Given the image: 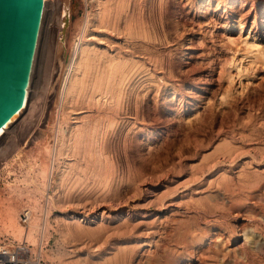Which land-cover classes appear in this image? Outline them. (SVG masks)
<instances>
[{
  "label": "rangeland",
  "instance_id": "rangeland-1",
  "mask_svg": "<svg viewBox=\"0 0 264 264\" xmlns=\"http://www.w3.org/2000/svg\"><path fill=\"white\" fill-rule=\"evenodd\" d=\"M195 1L69 0L72 11L66 34L67 44L70 45L72 41L79 42L81 26L88 18V14L90 15L99 7L106 15L109 13L110 16L108 15L107 18L111 23L108 20L101 25L92 22L84 34L98 50L109 57H115V61L123 62L124 66L126 65L124 69H128L125 70V75L133 76L124 75L121 81L127 78V83L125 80L123 83L120 82L122 89L125 88L124 93L127 92L126 95L119 88L120 85L117 86L119 89L117 92L121 90L122 93L120 98L122 95L123 98L125 97L122 98L123 101L121 99L122 102L120 101L121 108L124 104H127V107L122 108L119 118H116L113 126L108 127L104 134L103 145L105 144L107 149L105 160L107 159V164L113 168L111 175L113 172L115 176H111L112 178L117 179L122 175L120 177L122 181L120 178L117 179L119 186L115 179L111 178L107 181L110 176L106 180L103 176L87 169L80 153L74 155L68 152L72 155L66 156V153L64 155L66 157H60L54 164L51 159H48L50 157L46 152L54 147L60 137L57 125L61 115L59 110L61 81L67 71L66 66L58 67L56 61L60 55L56 47L57 40L55 41L57 0L48 1L34 77V106L30 110L31 115L27 117L26 125H16L1 144L3 146L9 137L19 135L18 143L21 146L19 157L13 152L0 154V234L42 246L43 258L47 264H154L156 260L155 264H205V259L200 253L202 251L225 250L242 254L252 249L253 243L255 244L258 238L257 228L264 229L262 217L264 205L256 199L245 200L240 196L244 199L240 198L242 201L239 199L242 203L236 197L231 201L232 207L220 215L217 204L221 201V195L219 196L216 190L215 193L212 187L205 189L209 180L206 174L211 171L204 168L202 173V170L198 169V164L205 161V159L200 160L201 154L212 151L224 140L235 141L234 144L238 143L245 147L250 146L251 153L254 145L264 146L262 143L264 142V119H262L264 118V22L260 25L259 20L264 21L262 11L264 0H253V4L252 0H245L243 7H235L238 12L233 17L235 20L225 19L222 15L212 29L207 24L197 25L194 21L195 9L189 6L190 3L195 4ZM98 3L100 6H97ZM197 5L201 6L196 9L199 12L205 10L202 7V0H197ZM172 12H175L174 15H170ZM254 13H256L255 20H253ZM240 18L243 19L241 22L238 21ZM177 19L183 22L177 23ZM142 48H145L144 51L148 53L146 54ZM128 56H130L129 59H127ZM131 57L134 59L130 60ZM136 59L138 62H135ZM155 62L162 63L161 67ZM130 63L136 65L137 68L133 67L137 71L132 69ZM154 63L156 66L152 67ZM48 68L52 73L61 74L59 88L56 84V89L47 88L43 94L39 95L40 79ZM82 92L81 97L78 98L76 95V99L74 97L70 101H74L75 104L69 102L70 104L68 103L66 107L63 106L64 112L66 110L69 113L65 112L71 117V122L78 125L92 113H96L94 110L96 104L95 106L91 104L94 100L90 102V99H85L86 93ZM134 101H137L139 107L142 105L144 109L150 105L153 115L143 116L144 121L141 117L138 118L139 121H135L132 116ZM89 102L91 105L88 104ZM168 108L172 110L168 111ZM36 127L44 129V132L40 139L32 141L30 136ZM145 128L153 133L149 140L148 135L140 134ZM247 128L252 132L249 133ZM231 135L235 138L230 137ZM250 135H252L251 138ZM256 138L258 142L259 140L262 142L257 143ZM138 145L141 151H145L144 153L137 150ZM153 147H157L156 150ZM150 153L153 159L147 156ZM140 154H143V157ZM45 163L48 174L50 169L52 171V176L50 178L48 176L46 182L48 193L53 195L55 191L59 196V202L48 207L44 234L40 235L41 226L39 231L34 230L27 236H18L9 229L1 217L2 211L7 208L9 191L13 186L21 187L24 191L32 187L30 185L27 188V184L30 183L20 181L26 172L37 182H43L44 176L41 169ZM227 163L222 162L225 169L229 166ZM254 165L255 163L248 165V168L253 167L252 171L258 168ZM262 168L260 166V169ZM238 169L240 167H236L233 172L239 171ZM216 172L218 171L215 170L210 174L211 181L218 175ZM136 174L138 178H135ZM123 175L126 179L128 176H132L131 179H138L136 183L132 182L137 190L132 185L129 188L124 187L126 180ZM199 175L202 179L197 178ZM195 177L199 180L197 181ZM202 180L205 183L200 182ZM111 182L117 186V189L111 186L113 185ZM112 190L116 193L118 190V193L128 192L130 198L116 205L111 202L113 199L111 195L114 194ZM169 192L171 194L166 196ZM170 196L174 200L169 203ZM36 199L39 208L33 209V216L37 217L34 219H37L40 226L47 208L46 198L44 195L37 194ZM214 199H217L215 201L217 204L214 203ZM162 200H166L167 204L158 208V202ZM208 203L209 205L213 203L214 207L211 206L210 209ZM26 204L27 199L23 194L18 202L19 214ZM200 205L204 206L202 207L203 210L205 209L204 213ZM246 209L257 212L263 221L254 218L251 214L248 217ZM122 210L124 216L120 214ZM70 212L77 215L76 219H71L74 222L68 219L64 221L61 215ZM226 213L228 215H225ZM118 215L120 217L116 218ZM126 216L128 221L124 223ZM64 222L69 225L67 226ZM128 222L132 227L128 225ZM21 224L22 232L27 231L28 227L25 223ZM61 224L67 227H61ZM70 226L73 228L71 229ZM148 241L151 242L150 246L146 245ZM149 254L154 259V261L150 260V263Z\"/></svg>",
  "mask_w": 264,
  "mask_h": 264
},
{
  "label": "bare ground",
  "instance_id": "bare-ground-1",
  "mask_svg": "<svg viewBox=\"0 0 264 264\" xmlns=\"http://www.w3.org/2000/svg\"><path fill=\"white\" fill-rule=\"evenodd\" d=\"M48 1L49 0H44L43 10H42V17H41V23H40L39 33H38V39H37V43H36L35 53H34V57H33V62H32V67H31V71H30L29 82H28V85H27V88H26V95H25V100H24L23 106L18 112H16L10 118V120L4 126H2L0 128V154H4L6 152H13L14 155H17L18 157H19V154H20L21 146L18 143V137H19L18 134H15L14 136H11V138L9 137V140L3 146H1V144L3 143V141H5V139L8 137V134L11 132V130L16 125H26L27 119H28L27 117L29 115H31L32 111L30 112V110L34 106V99H33L34 94H35L34 93V77H35V72H36V63H37V58H38V54H39L40 42H41L42 31H43V24H44V20H45V16H46V10H47ZM244 1L245 0H202V2H203L202 7L205 8V10L202 11V12H199V10H196V9L201 7V6L197 5V0L195 1L196 2L195 4L190 3L189 7H193V9H195L193 13H195L194 21L197 23V25L202 24V23L203 24H207L209 26V28L212 29L214 26H216L217 20L219 18H221L222 15L225 16L224 17L225 19H227V18L234 19L233 17L235 15V13L236 14L238 13V12H236L235 7H238V8L243 7ZM56 4H57L58 12L56 11L57 12V34L56 35L57 36H56L55 41L57 40L56 41V47H58V49L60 51V55L58 56L56 61H57V66L58 67L62 68V66H66L67 71H66V73H65V75H64V77L62 78V81H61V83H62V85H61V100H60V103H59L60 104L59 110L61 111V115H60V119H59V122H58V125H57V132L60 134V137L57 139L56 143L54 144V147L49 149V151L46 152V153H47V156L49 155L48 157H50L48 159H51L53 164L55 162H57L60 157H63L66 153H67L66 156L67 155L69 156V154H71V153L72 154L74 153V155H75V153H76V155H77V153H80L82 155V158L85 160L87 169H90V171L95 172V174H99L100 176H103L105 179L108 176H110L109 178H107L108 180L106 179L107 181H110L109 179L112 178L111 176H113L114 173L112 172L113 175H111V169H113V168H111L112 166L110 167L107 164V162H106L107 159L105 160L107 149L104 146L105 144L103 145L104 136H105L104 134H105V131L107 130L108 127H112L113 126L116 118L121 115L120 113H121L122 108L127 105V104L126 105L124 104V106L121 108V102L123 101V99L125 97L123 98V95H122L123 99L120 98V95L122 93H121V90H120L119 93L117 92V89H118L117 86L120 85V82L123 83V81L125 80L124 79L123 81H121L123 79V77H125L127 75L130 76L131 74H126L125 75V72H126L125 70L127 68L124 69V67H126V65L124 66V63L121 62V61H115V59H114L115 57L114 56H113L114 58L109 57V55H106L104 52L98 50V48L96 46H94L93 42L86 37V34H84L85 31H87L88 27L91 26L90 24L92 22L93 23L97 22L100 25H101V23L105 24L106 21L108 20L107 17L109 15V13H108V15H106L104 13V11H101L100 8L97 7L93 13H90V15L88 14V18L86 19L84 24L81 26L82 32H81V35L79 34L80 35L79 36V42L72 41V43L69 45V44H67L66 34H67V31H68V28H69V25H70V16H71L72 9L69 6V0H57ZM252 4H253V0H252ZM97 6H100V3H98ZM101 6H103V5H101ZM176 6L178 8V5H176ZM101 9H102V7H101ZM233 9H235V10H233ZM171 11H174V10H171ZM262 11L264 12V4L262 6ZM180 12H181V10H180ZM174 13L172 12V14H170V15H174ZM176 14H177V12H176ZM255 18H256V13H254L253 20H255ZM173 19H175V18H173ZM240 19H238L239 22H241L243 20V19H241V20ZM259 20H260V25H263L264 21L262 19H259ZM108 21L110 22V19ZM176 21H178V19ZM179 21L183 22V20H180V19H179ZM179 21L177 23H179ZM203 24H202V26H203ZM101 27H103V26H101ZM144 49L142 48L143 51H144ZM146 49H148V48H146ZM147 53H148V51H147ZM149 55H151V54H149ZM149 55H147V56H149ZM129 57L130 56H128L127 59H129ZM132 58L133 57H131L130 60H132ZM117 59H119V58L117 57ZM150 59L151 58H149V60ZM120 60H123V59H120ZM126 61L129 62L128 60H126ZM136 61L138 62L137 59L135 60V62ZM155 63H158V62H155ZM155 63H154V65H152V67L156 66ZM158 64H157V66H158ZM159 65L161 67L162 63L159 64ZM133 66L134 65L131 66L132 69L136 65L134 67ZM138 67H140V65H138ZM135 68H137V67H135ZM164 68H163V70H164ZM155 69L156 68H154V70ZM157 69H159V68H157ZM167 69L169 70V67ZM134 72H133V74H135ZM169 72H170V70H169ZM43 73L44 74H42L41 79H40V83H39V92H38L39 95L43 94L47 90V88L48 89H52V90L56 89V84H58L57 88H59V84H60L59 80L61 78V74H57L56 72L52 73V71H49V68L46 71H44ZM127 73H128V71H127ZM129 73H131V71H129ZM166 75L168 76V74H166ZM50 79H52L51 82H49ZM126 80H127V78H126ZM126 83H127V81H126ZM119 88L122 89L121 85H120ZM123 89H125V88H123ZM123 89H122V91H123ZM82 91L84 92V94L86 93L85 96H87V97L85 99H90V102L92 100H94L93 101L94 103L91 102V104H94V106L96 104V109H94V110H96V113L94 111H93L94 113H92L91 110L89 109L90 110L89 112L92 113L91 116L87 117V119H85L86 118L85 117L84 118L85 120H83V123L78 125V124H75V123L71 122V117L69 115H67L69 113H67L66 110H65V112L67 114L64 112V107H66V105L71 100H73L76 95L78 96V98H79V96L81 97L80 93ZM56 92H57V90H56ZM125 93L127 94V92H125ZM125 93L123 91V94H125ZM85 96H82V97H85ZM102 98H104V100ZM128 98H130L129 94H128ZM75 99H76V97H75ZM121 99H122V101H121ZM126 100H128V99L126 98ZM78 101L79 100H77V103H78ZM128 101H130V99ZM90 102L88 103L89 105H91ZM70 103L72 104V103H74V101H72ZM134 103H135V106H134V112H133L132 116H133L135 121L136 120L139 121L140 120V119L138 120L139 117H141V119H142L143 116L149 117L150 115H153V114H151V111H150V109H151L149 107L150 105H148L145 109L143 107H141L142 106L141 105L140 106L141 109H140L139 103H137V101H134ZM85 104H87V103H85ZM149 104H150V102H149ZM176 105H177V103H176ZM155 106L157 107V105H155ZM89 107L91 108L92 106H89ZM89 107H87V108H89ZM67 108L69 109V107H67ZM67 108H65V109H67ZM139 109H140V111H139ZM70 110H71V108H70ZM169 110H172V108H168V111ZM178 110H180V109H178ZM89 112H88V114L90 115ZM146 119L148 120L149 118H146ZM262 119H264V118H262ZM263 123H264V120H263ZM148 128H149V126H148ZM245 128H246V126H245ZM248 128H247V130H248ZM147 129L146 128L144 129V131H143L144 133L143 132L140 133V131H142V129H140L139 133L141 135H143V134L148 135V140H149V137H151L152 136L151 134H153V133L148 131ZM166 129H168V128L166 127ZM248 131H250L249 133L252 132V130H248ZM43 132H44V129L36 127L34 132L32 133V135L30 136V139L32 141H37L38 139H40L42 137ZM239 133H236V135L237 134L239 135ZM251 136L252 135H250V138H251ZM230 137H234V135L233 136L231 135ZM160 138H159V140H160ZM252 138H255V137H252ZM153 139H154V137H153ZM229 139H231V138H229ZM256 139H257V141H256ZM256 139H255V141L257 143H261L262 142V141L260 142V140L258 142V138H256ZM133 140H135V139H133ZM242 140H244L243 137H242ZM137 141L138 140L136 138V142ZM250 141H252V140H250ZM234 142H231V141L228 142V141H225V140L221 141L220 145L218 144L219 146H217L216 148L214 147L215 150L213 149L212 151H210L208 153L201 154L202 157H201L200 160H202V159L204 160L205 159V161L201 162L200 164H198V169L202 170V169L205 168V169H208V170L211 171V173L206 174L208 176L209 180H208V183L206 182L208 185L206 184L205 189H206V187H207V189L209 187H212V189H214V191L216 190L218 192L217 194H219V196L221 195V198H220L221 201L218 202V204L215 202V201H217V199L216 200L214 199V203H216L218 209H220V211L218 210L220 215H223L225 213L224 211H226V210L228 211V209L232 207L231 204L233 205V203L231 201L234 200L236 197H237L236 199L239 200L241 198L240 196H242V198H244L245 200H248L249 198H253V200L256 199V201H258L259 203L264 205V146L260 147V145H259V147H256L254 145V147H252L253 150H252V153H251V151L249 149L250 146L249 147L248 146L245 147V146H243L241 144H238V143L234 144ZM140 143H139V145H141ZM251 143H253V142H251ZM262 143H264V142H262ZM151 147H150V149H151ZM154 148L155 147H153V149ZM156 148H155V150H156ZM137 150H140V146H139V149H137ZM68 152H71V153H68ZM142 152L144 153L145 151H141L140 153H142ZM156 152L158 153V151H156ZM146 154H148V152ZM81 155H80V157H81ZM141 155L143 157V154H140V156ZM66 156H64V157H66ZM147 156H149V159H153V158H151L152 157V153H150ZM144 158H145V156H144ZM223 161L228 162L227 164L229 166H227L226 169L222 165ZM60 162H61V160H60ZM253 163H255L254 166H257L258 168L255 167L256 169H254L252 171L251 169H253V167H251V169H250V167L248 168V165L250 166ZM56 164H59V163H56ZM260 166H262L263 168L260 169ZM236 167H238V168L240 167V169H238L239 171L233 172V170ZM245 168H247V169H245ZM66 169H67V167H66ZM215 170L218 171V172H216L218 175L211 181L210 180V176H211L210 174H212ZM203 172H204V170H202V173ZM41 173L44 176V181L43 182H41V183L37 182L36 180H34L33 176L27 174V172H26V174H24L23 178L20 181H23L26 184L30 183V184H27V188H29L30 185H32V187L27 189L26 191H24V189L21 188V187L13 186V187H11V190L9 191L10 194H9L8 200H7V208L2 211L1 217L7 223V226L9 227V229L13 230V232H15L18 236H22V235L27 236L29 234V232L32 233L34 230L39 231L38 229L41 226L42 227H41V232H40L41 234L40 235L44 234L45 227H46V224H47L48 207L49 206L52 207L56 203L59 202L58 201V197L59 196L55 193V191H54L53 195H50L48 193L49 191H48V187H47L46 182H47L48 176H49V178L52 176V171L50 169L49 174H48L46 163L42 166ZM63 173H65V171H63ZM206 173H208V171ZM200 175L197 176V178L202 179L200 177ZM132 176H130V177H132ZM60 177H62L61 174H60ZM120 177L118 176L117 179H119ZM130 177L128 176V178H130ZM124 178H125V176H124ZM135 178H138V175L135 176ZM135 178L134 179L130 178L128 181L125 178L126 185L125 186L123 184L122 185L125 188H129L132 185V187L134 188L132 182L136 183V181L138 180V179H135ZM211 178H213V176ZM112 179H115V178H112ZM117 179H115V180H117ZM120 180H121V178H120ZM125 180H123L124 183H125ZM198 180L199 179H197V181ZM117 182H118V180H117ZM117 182H116V184H117ZM200 182H204V180H202ZM111 183L113 184V182H111ZM119 185H120V183L118 184V186ZM111 186H113V187H115L117 189V186H114V184L111 185ZM111 186L109 185V187H111ZM55 187H57V185ZM145 188L147 189V187H145ZM120 189H121V186H120ZM134 189L137 190V188H134ZM148 189H149V187H148ZM194 189H197V188H194ZM119 190H118V192H119ZM209 190H211V189H209ZM112 191L111 192L114 193V194L111 195V199L113 198L115 202L113 201V199H112L111 202L116 203V205L118 203H121V202L123 203L124 201H126L127 199L130 198V195H128V192L127 193L126 192H121V193L117 192L118 193L117 194L116 192H114V190H112ZM216 191H215V193H216ZM108 192H110V191H108ZM201 192H203V191H201ZM23 194L26 196L27 204L22 209V211L25 210V209H28L30 211V213H32V214L30 215L29 220L25 223V226L28 227L27 231L25 230V231L22 232V230L20 228V225H22L21 223H23V222L21 221L20 214L18 213V202L21 200V196ZM37 194L45 196V198H46L45 199V204H46V207H47V208H45L43 220H42V223H40V226H39V223L37 222V219L36 220L34 219V218H37V217L33 216V209L37 210L39 208L38 207V202H37V199H36V195ZM168 194H171V193L170 192L166 193V196ZM189 194H187V196ZM199 194H201V193H199ZM190 196H192V194ZM107 197H110V196L108 195ZM180 197H183V196H180ZM214 197H216V196H214ZM168 199H170L169 203H170V201L174 200L172 197L168 198ZM244 199H242V200H244ZM165 201L166 200H164V201L162 200V201L158 202V204H159L158 208H159V206L161 207L162 205L165 206V203H166ZM241 201H240V203H242ZM154 202H155V200H154ZM209 204L210 203H208L207 205H209ZM211 204L212 205H209L210 209H211V206L214 207L213 203H211ZM203 205L202 206L200 205V207L204 208ZM205 206H206V203H205ZM240 206H241V204H240ZM208 207H207V211L209 209ZM233 207H235V205ZM203 208H202V210H203ZM260 209L258 210V212L260 211ZM213 210H214V208H213ZM209 211H211V210H209ZM246 211H248V212H246V215L248 214V217L251 214L254 218H257L258 220L259 219L262 220V217L264 219V214H262V217H260L257 214V212H255L254 210L246 209ZM204 212H205V209L203 210V213ZM123 213L124 212L122 210V212L120 213L121 216H124V215H122ZM127 214H128V212H127ZM119 215L116 216V218L120 217ZM225 215H228V214L226 213ZM76 217H77V215L75 213H72V212H70L69 214L67 213L66 215H63V216L61 215V218H63L64 221H66L65 219H68V220L74 222V220H71V219H76ZM130 217H131V215H130ZM125 218L127 219V216ZM125 218H124V220L122 219L124 221V223L126 221H128V219L125 220ZM58 219H59V217H58ZM250 220L252 221L253 219L251 218ZM67 222H64V223L66 224ZM258 222H260V221H258ZM70 224H71V222H70ZM68 225H69V223H67V226ZM128 225H130L129 222H128ZM128 225H126V226H128ZM63 226L65 227V225H63ZM63 226L61 224V227H63ZM253 226H254V224H253ZM255 226H258V224L257 225L255 224ZM130 227H132V226L130 225ZM258 227H260V226H258ZM72 228L73 227H71V229ZM128 228H129V226H128ZM252 228H256V227H252ZM260 228H261V230H259L258 228H257L258 231L256 230L258 232V238L256 236L257 239L255 241V244L253 243V245L251 247L252 249H249V250L245 251L242 254H237V253H235V251L231 252V253L228 252V251L226 252L225 250L217 251L216 249H215L216 251H211V250L202 251L200 253L203 255V257L205 259L204 263L205 264H264V229L262 227H260ZM58 229H61V228H58ZM121 229H123V228H121ZM124 229H125V227H124ZM60 232H62V231H60ZM118 232H116V233H118ZM253 232H255V231H253ZM113 233H115V232H113ZM119 233H121V232H119ZM110 235H108V236H110ZM114 235H116V234H114ZM119 235H121V234H119ZM123 235H121V236H123ZM259 235H260V237H259ZM244 238H247V237H244ZM125 239H127V238H125ZM150 243L151 242L148 241V242H146V245L150 246ZM150 255L151 254H149V256ZM150 257L151 258L148 260L149 263H150V260L154 261L152 256H150ZM154 258H156V256ZM156 262H157V260H156Z\"/></svg>",
  "mask_w": 264,
  "mask_h": 264
},
{
  "label": "water",
  "instance_id": "water-1",
  "mask_svg": "<svg viewBox=\"0 0 264 264\" xmlns=\"http://www.w3.org/2000/svg\"><path fill=\"white\" fill-rule=\"evenodd\" d=\"M44 0H0V128L24 103Z\"/></svg>",
  "mask_w": 264,
  "mask_h": 264
},
{
  "label": "built area",
  "instance_id": "built-area-1",
  "mask_svg": "<svg viewBox=\"0 0 264 264\" xmlns=\"http://www.w3.org/2000/svg\"><path fill=\"white\" fill-rule=\"evenodd\" d=\"M30 211L23 210L20 219L26 223ZM42 246L33 245L26 240H15L0 234V264H47L43 258Z\"/></svg>",
  "mask_w": 264,
  "mask_h": 264
}]
</instances>
